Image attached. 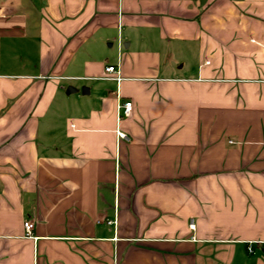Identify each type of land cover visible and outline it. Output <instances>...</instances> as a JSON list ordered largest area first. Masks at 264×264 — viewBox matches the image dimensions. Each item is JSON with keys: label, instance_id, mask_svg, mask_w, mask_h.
I'll return each instance as SVG.
<instances>
[{"label": "crops", "instance_id": "1", "mask_svg": "<svg viewBox=\"0 0 264 264\" xmlns=\"http://www.w3.org/2000/svg\"><path fill=\"white\" fill-rule=\"evenodd\" d=\"M0 264H264V0H0Z\"/></svg>", "mask_w": 264, "mask_h": 264}, {"label": "built area", "instance_id": "2", "mask_svg": "<svg viewBox=\"0 0 264 264\" xmlns=\"http://www.w3.org/2000/svg\"><path fill=\"white\" fill-rule=\"evenodd\" d=\"M104 72L107 74L114 75L113 79L116 82L119 81V77L117 75L118 70H117L116 66L107 65L104 67ZM131 110H132V105H131L130 101H124L121 104H119V106L117 107V121L120 120L121 118H126V117L130 116ZM115 134H116L117 138L124 139V140L128 141V137L123 132L116 130ZM106 223L109 224L110 221H107ZM32 227H33V225L30 221H26L23 223V228H24L27 235L30 234ZM189 227L191 229H193L192 224H189ZM247 250L250 251L249 248H247Z\"/></svg>", "mask_w": 264, "mask_h": 264}, {"label": "water", "instance_id": "3", "mask_svg": "<svg viewBox=\"0 0 264 264\" xmlns=\"http://www.w3.org/2000/svg\"><path fill=\"white\" fill-rule=\"evenodd\" d=\"M70 92H75V89L71 88V87H67L66 89V93H70Z\"/></svg>", "mask_w": 264, "mask_h": 264}, {"label": "rangeland", "instance_id": "4", "mask_svg": "<svg viewBox=\"0 0 264 264\" xmlns=\"http://www.w3.org/2000/svg\"><path fill=\"white\" fill-rule=\"evenodd\" d=\"M257 257L259 258L260 256L258 255Z\"/></svg>", "mask_w": 264, "mask_h": 264}]
</instances>
